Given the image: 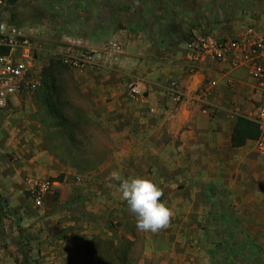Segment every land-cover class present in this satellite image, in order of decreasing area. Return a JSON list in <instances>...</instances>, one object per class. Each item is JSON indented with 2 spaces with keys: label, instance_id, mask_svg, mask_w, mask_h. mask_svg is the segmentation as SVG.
<instances>
[{
  "label": "rangeland",
  "instance_id": "obj_1",
  "mask_svg": "<svg viewBox=\"0 0 264 264\" xmlns=\"http://www.w3.org/2000/svg\"><path fill=\"white\" fill-rule=\"evenodd\" d=\"M85 1L6 0L0 11L21 26L65 31L67 21L63 18L73 11L81 14ZM96 1L105 15L119 11L126 16L130 9L136 15L141 13L154 45L163 44L165 38L172 46L178 37L192 41L196 38L193 28L202 30L212 22L240 23L264 13V0ZM108 43L103 50L112 52L115 43L119 46L117 54L125 51L122 43ZM68 49L60 47L41 57V83L43 68L51 59L58 61V94L69 122L61 124L49 113L38 96L40 86L17 107L22 110L17 125L5 122L0 114V138H7L1 146L9 158L20 159L14 143L23 138L21 152L38 155L43 164L38 173L32 167L24 171L18 180L19 189L8 191L14 204L0 194L7 207L0 224V250L10 254L11 264H264V216L259 221L252 216V199L258 193L252 179L239 176L225 187L224 182L214 183L208 175L163 177L169 186L160 187V200L171 209L172 216L168 226L156 233L137 230L119 186L95 185L97 177L88 174L104 167L110 144L106 132L88 117V104L77 78L86 67L66 62ZM74 50L94 54L82 47ZM39 194L41 205L36 201ZM179 234L183 239L174 240ZM89 238L94 245L86 242ZM159 238L164 240L159 242ZM43 247L59 255L55 253L54 260L47 263Z\"/></svg>",
  "mask_w": 264,
  "mask_h": 264
},
{
  "label": "crops",
  "instance_id": "obj_2",
  "mask_svg": "<svg viewBox=\"0 0 264 264\" xmlns=\"http://www.w3.org/2000/svg\"><path fill=\"white\" fill-rule=\"evenodd\" d=\"M84 4L81 14L73 11L63 18L67 21V30L61 28L53 32L36 25V36L45 49L42 58L60 47L94 51L93 65H87L77 78L88 104V117L106 132V142L110 144L104 167H100L98 173L88 174L97 177L95 185L119 186L111 176L114 171L119 172L121 178L143 177L165 188L169 186L170 177L208 175L214 183L224 182L226 187L240 176L242 180L256 182L258 193L252 199L251 208L252 216L259 221L264 216V156L256 148L257 138L242 146H233L232 135L238 117L250 118L263 100L264 91L242 68L234 69L227 62L210 58L194 60L195 51L186 39L178 37L172 46L165 38L161 41L163 44L154 45L147 26L142 24L143 16L136 15L135 10L130 9L128 16H121L119 11L105 15L96 0H86ZM74 26H77L76 31ZM250 26L264 33V13L240 23L212 22L202 30L193 28V32L195 36L212 32L224 37L245 38ZM170 40L172 42L173 38ZM113 41L123 44L122 54L115 51L119 46L118 49L113 47L112 52L103 50ZM230 78L234 80L233 87L226 83ZM130 83L140 91L136 97L129 96ZM171 83L180 88L181 97L170 89ZM18 104L9 114L1 115L5 122L18 124L22 110L16 109L22 103ZM0 140V194L9 199L8 191L19 189L18 180L24 171L32 167L38 173L43 164L38 155L21 152L23 138L15 139V149L21 156L17 161L2 149L7 138ZM36 201L42 204V200L36 198ZM9 202L14 204L10 199ZM256 212L259 215H255ZM169 237L164 238L169 240ZM183 237L179 234L173 239L178 241ZM90 241L89 238L86 242L94 245ZM180 249L183 251L182 247ZM152 251L149 249V253ZM6 252L0 250V264H11L10 254ZM55 253L59 255L58 251L43 247L47 263L54 260Z\"/></svg>",
  "mask_w": 264,
  "mask_h": 264
},
{
  "label": "built area",
  "instance_id": "obj_3",
  "mask_svg": "<svg viewBox=\"0 0 264 264\" xmlns=\"http://www.w3.org/2000/svg\"><path fill=\"white\" fill-rule=\"evenodd\" d=\"M6 0H0V7ZM114 48H118L113 44ZM194 60L213 59L227 62L231 68H242L255 80L257 87L264 91V33L250 26L247 36L224 37L212 32L201 33L190 41ZM113 48V49H114ZM43 49L36 36V28L18 25L0 11V114L13 109L25 98L36 92L41 84V54ZM69 48L64 53L66 62L78 65L81 69L94 63V54L88 51L75 53ZM233 87L234 80L226 81ZM178 97L182 92L176 83L169 85ZM139 89L129 84V95L136 97ZM250 118L258 124L260 133L255 140L257 150L264 156V98L259 101ZM41 201V194L37 196Z\"/></svg>",
  "mask_w": 264,
  "mask_h": 264
},
{
  "label": "clouds",
  "instance_id": "obj_4",
  "mask_svg": "<svg viewBox=\"0 0 264 264\" xmlns=\"http://www.w3.org/2000/svg\"><path fill=\"white\" fill-rule=\"evenodd\" d=\"M111 176L119 182L121 198L134 215L137 230L156 233L168 226L172 211L160 200L163 193L155 182L143 177L122 179L115 171Z\"/></svg>",
  "mask_w": 264,
  "mask_h": 264
},
{
  "label": "trees",
  "instance_id": "obj_5",
  "mask_svg": "<svg viewBox=\"0 0 264 264\" xmlns=\"http://www.w3.org/2000/svg\"><path fill=\"white\" fill-rule=\"evenodd\" d=\"M61 65L58 61L51 59L50 63L43 68L42 71V83L38 96L43 101V105L46 106L49 113L58 119V122L63 124L69 122L68 117L64 112V101L60 99L58 94L60 87L57 84V76ZM39 87V88H40ZM260 133L258 124L250 118L239 116L234 127L232 135L233 146H242L246 144L248 140H254L258 138ZM63 175H61L59 181H62ZM7 207L4 199L0 196V224L3 216L7 213ZM5 212V213H4Z\"/></svg>",
  "mask_w": 264,
  "mask_h": 264
}]
</instances>
